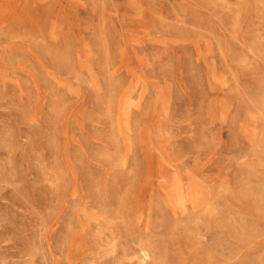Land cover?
<instances>
[{
    "label": "rangeland",
    "instance_id": "obj_1",
    "mask_svg": "<svg viewBox=\"0 0 264 264\" xmlns=\"http://www.w3.org/2000/svg\"><path fill=\"white\" fill-rule=\"evenodd\" d=\"M0 264H264V0H0Z\"/></svg>",
    "mask_w": 264,
    "mask_h": 264
}]
</instances>
